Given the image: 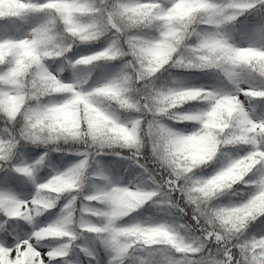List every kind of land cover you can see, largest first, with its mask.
Here are the masks:
<instances>
[{
	"label": "clouds",
	"instance_id": "9594fccd",
	"mask_svg": "<svg viewBox=\"0 0 264 264\" xmlns=\"http://www.w3.org/2000/svg\"><path fill=\"white\" fill-rule=\"evenodd\" d=\"M0 264H264V0H0Z\"/></svg>",
	"mask_w": 264,
	"mask_h": 264
}]
</instances>
